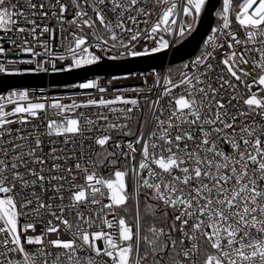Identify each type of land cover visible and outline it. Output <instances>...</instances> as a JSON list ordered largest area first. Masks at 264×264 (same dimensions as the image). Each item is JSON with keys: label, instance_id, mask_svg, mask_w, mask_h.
I'll use <instances>...</instances> for the list:
<instances>
[{"label": "snow or ice", "instance_id": "1", "mask_svg": "<svg viewBox=\"0 0 264 264\" xmlns=\"http://www.w3.org/2000/svg\"><path fill=\"white\" fill-rule=\"evenodd\" d=\"M0 264H264V0H0Z\"/></svg>", "mask_w": 264, "mask_h": 264}, {"label": "water", "instance_id": "2", "mask_svg": "<svg viewBox=\"0 0 264 264\" xmlns=\"http://www.w3.org/2000/svg\"><path fill=\"white\" fill-rule=\"evenodd\" d=\"M101 75H103L104 73L103 72H101L100 73ZM29 79H24L25 80V82H27V83H32V84H39V85H41V86H46L47 85V83H48V79L45 77V78H43V79H34L33 77H28Z\"/></svg>", "mask_w": 264, "mask_h": 264}, {"label": "built area", "instance_id": "3", "mask_svg": "<svg viewBox=\"0 0 264 264\" xmlns=\"http://www.w3.org/2000/svg\"><path fill=\"white\" fill-rule=\"evenodd\" d=\"M47 78V77H46ZM24 79H29L28 77H26V78H24ZM34 79H37V78H34ZM47 79H49V78H47ZM47 86V85H46Z\"/></svg>", "mask_w": 264, "mask_h": 264}]
</instances>
